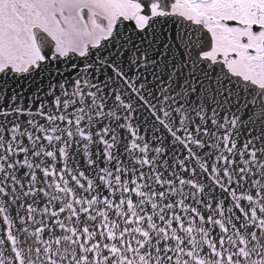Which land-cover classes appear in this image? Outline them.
Returning <instances> with one entry per match:
<instances>
[{"label": "snow or ice", "instance_id": "6c2138e0", "mask_svg": "<svg viewBox=\"0 0 264 264\" xmlns=\"http://www.w3.org/2000/svg\"><path fill=\"white\" fill-rule=\"evenodd\" d=\"M0 264H264V0H0Z\"/></svg>", "mask_w": 264, "mask_h": 264}]
</instances>
